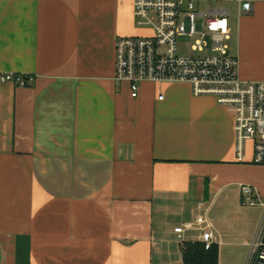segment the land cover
I'll list each match as a JSON object with an SVG mask.
<instances>
[{
    "label": "crops",
    "instance_id": "obj_1",
    "mask_svg": "<svg viewBox=\"0 0 264 264\" xmlns=\"http://www.w3.org/2000/svg\"><path fill=\"white\" fill-rule=\"evenodd\" d=\"M143 34L134 0H0V74L35 76L0 83V264H185L199 215L217 264H249L264 212L240 187L264 197V167L214 97L116 83L117 39Z\"/></svg>",
    "mask_w": 264,
    "mask_h": 264
},
{
    "label": "built area",
    "instance_id": "obj_2",
    "mask_svg": "<svg viewBox=\"0 0 264 264\" xmlns=\"http://www.w3.org/2000/svg\"><path fill=\"white\" fill-rule=\"evenodd\" d=\"M259 3L264 0H134L135 22L145 34L117 39L115 81L127 85L134 99L144 83H183L195 97H214L234 112L238 161L264 167V82L241 78L239 57L228 45L233 35L231 17L240 20ZM185 37L192 42L182 53L179 40ZM34 80L32 75L0 74L1 84L22 88L30 87ZM240 203L264 212V197L249 184L240 187ZM211 228L207 216L199 215L175 233L182 241L187 231H198L209 250L215 240ZM249 246V264L264 260V215Z\"/></svg>",
    "mask_w": 264,
    "mask_h": 264
},
{
    "label": "rangeland",
    "instance_id": "obj_3",
    "mask_svg": "<svg viewBox=\"0 0 264 264\" xmlns=\"http://www.w3.org/2000/svg\"><path fill=\"white\" fill-rule=\"evenodd\" d=\"M232 11L234 14V7ZM231 26L233 35L228 42L231 53L239 54L242 68L250 78L264 79V6L251 17L245 16L240 20L231 17ZM191 42L187 37L179 40L182 53H186ZM247 150L249 155L250 145H247Z\"/></svg>",
    "mask_w": 264,
    "mask_h": 264
},
{
    "label": "trees",
    "instance_id": "obj_4",
    "mask_svg": "<svg viewBox=\"0 0 264 264\" xmlns=\"http://www.w3.org/2000/svg\"><path fill=\"white\" fill-rule=\"evenodd\" d=\"M185 264H217L219 251L216 245L206 250L202 243L183 245Z\"/></svg>",
    "mask_w": 264,
    "mask_h": 264
},
{
    "label": "water",
    "instance_id": "obj_5",
    "mask_svg": "<svg viewBox=\"0 0 264 264\" xmlns=\"http://www.w3.org/2000/svg\"><path fill=\"white\" fill-rule=\"evenodd\" d=\"M255 264H264V260H262V259L259 258V259L256 261Z\"/></svg>",
    "mask_w": 264,
    "mask_h": 264
}]
</instances>
